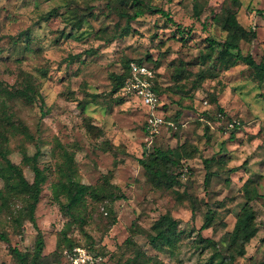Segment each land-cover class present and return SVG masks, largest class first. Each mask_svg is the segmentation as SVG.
Returning <instances> with one entry per match:
<instances>
[{"label":"rangeland","instance_id":"obj_1","mask_svg":"<svg viewBox=\"0 0 264 264\" xmlns=\"http://www.w3.org/2000/svg\"><path fill=\"white\" fill-rule=\"evenodd\" d=\"M147 1L172 19L148 12L131 21L127 33L121 12L134 11L132 0H0V81L9 89L34 81L45 100L42 108L38 100L0 94V130L6 101L14 120L35 137L8 134L9 157L33 182L31 160L40 148L39 165L47 174L35 212L45 239L39 264H65L61 250L70 242L94 246L107 264H217L233 245L227 234L248 201L247 182L259 192L251 202L258 232L235 264H264V80L242 62L223 69L221 47L209 40L228 38L218 21L231 2ZM236 10L255 34L241 41V50L261 62L264 0H240ZM81 16L82 27L75 28ZM148 55L164 90V114L178 124L152 145L144 130L147 108L138 98L112 92L111 77L126 60ZM155 148L182 156L172 167L171 186L152 180L139 162ZM70 179L90 190L68 209ZM0 188L5 191L1 178ZM10 191L7 200L0 198V232L7 236L0 238V264L20 263L13 248L28 253L31 264L38 231L26 219L21 225L15 220L24 210L25 190ZM110 192L124 197L112 202ZM167 213L177 220L179 236L161 249L149 239ZM206 238L216 245L207 246Z\"/></svg>","mask_w":264,"mask_h":264},{"label":"trees","instance_id":"obj_2","mask_svg":"<svg viewBox=\"0 0 264 264\" xmlns=\"http://www.w3.org/2000/svg\"><path fill=\"white\" fill-rule=\"evenodd\" d=\"M122 3H127L129 0H119ZM135 2L133 8L134 11L123 10L121 12L122 16L127 20V33L131 32L132 26L131 21H135L141 16L145 15L148 12H159L163 15L170 16L162 9H154L151 6V3L147 0H132ZM231 2L230 7L226 8L227 15L223 21H218L223 29L227 31L228 38L224 42H216L215 40L209 39L212 44H217L221 47L220 55L218 60L222 64L223 69H230L238 65L239 63H245L250 67L254 68L256 71L257 77L262 81L264 80V60L257 62L252 55H245L242 50L240 43L242 40H250L255 34H249V32L242 26L237 18V7L240 5V0H229ZM53 13H57V10L49 12L45 18L47 20ZM84 17L81 16L75 22V28L82 27V21ZM172 19V18H170ZM136 60V59H132ZM151 56H147L145 60L139 59L136 60L139 63L148 64L154 68L155 65L151 63ZM131 60H126L124 63L123 71L119 74H112L113 79V88L112 92L122 91L124 82L129 75V62ZM0 81V94L4 99L13 100L19 97L24 98V101L27 103H34L37 100L41 103L43 108L45 105V100L41 92L37 89L36 83L33 81L25 82L21 88L9 89ZM155 90L160 95H163V88L160 84L159 77L157 75L155 79ZM126 96V95H124ZM130 97V96H126ZM134 98V97H132ZM167 103H164L163 106L159 109V112L164 114V108ZM1 130H0V178L5 183V191L0 188V198L3 200L8 199V195L11 192V189H24L25 190V203L23 205L24 210L15 217V220L19 225L23 223V220L26 219L30 221L38 231V236L36 239V245L34 253L31 257V264H39V261L43 258V252L45 249V239L43 233L38 228L36 222L35 212L37 205L40 202L41 193L43 191V186L47 181V174L44 169L39 165V158L41 156V149L37 148L36 152L32 156L31 169L34 173L33 182H30L23 172V169L19 164L13 162L9 157L10 152L7 146L9 141L8 134H22L27 140H35L34 135L30 132L29 128L22 123L21 121H15L13 113L9 112V105L5 101L3 103L2 113H1ZM233 137V136H232ZM26 157V156H24ZM181 154L176 149L163 150L161 148H155L153 152H146L143 158L139 159L140 164L145 168L146 173L151 179L157 181L158 183H170V186L174 183L176 175L172 171V167H179L181 161ZM207 163L210 160H205ZM231 171H234L232 169ZM182 174V171L180 172ZM179 174V175H180ZM208 173L205 179L206 184L209 182ZM67 197L69 199L68 209H71L77 206L89 192L90 187L87 185L79 184L73 180H69V183L66 185ZM245 189L247 194V203L242 209L241 214L237 217V222L232 232L227 234L228 240L230 241L231 246L225 248V252H221L222 256L219 255L217 264H235L237 258L242 257L246 254V247L251 242V240L257 235L258 229L254 226L256 220V211L251 205L252 200L259 198V192L256 188H250L248 182L245 184ZM110 200L113 202L115 200L121 199L124 196L122 194H117L115 192H110ZM15 215V214H14ZM13 215V216H14ZM211 223V218L206 220L204 228L208 227ZM178 222L170 214H165L156 221L154 228L157 230V234H152L150 236V244L154 247H170L175 240L178 238L177 232ZM203 228V227H202ZM0 238L2 240H7L6 234L0 232ZM207 246L211 244L216 245V242L211 238H206ZM229 244V245H230ZM74 246H83L90 251H95L94 246L92 245H79L75 243H68L61 250V257L63 259V250L65 248H72ZM14 256L20 262L19 264H27L28 262V253L20 251L18 248H13L12 250ZM217 252V250H216ZM139 254L136 259L132 261H137ZM64 263V262H63ZM145 264V263H141Z\"/></svg>","mask_w":264,"mask_h":264},{"label":"built area","instance_id":"obj_3","mask_svg":"<svg viewBox=\"0 0 264 264\" xmlns=\"http://www.w3.org/2000/svg\"><path fill=\"white\" fill-rule=\"evenodd\" d=\"M156 77V68L131 60L129 62V75L121 91L126 96L138 98L141 104L147 108L144 130L149 145H152L163 131L178 128L175 121L168 120L159 112L165 102L163 96L157 93L154 88ZM235 124L236 121L229 125L235 127ZM63 259L65 264H107V258L104 254L99 251H90L83 246L65 248Z\"/></svg>","mask_w":264,"mask_h":264}]
</instances>
